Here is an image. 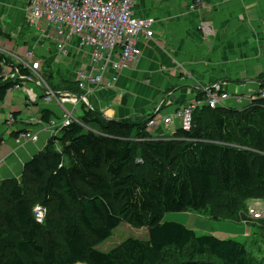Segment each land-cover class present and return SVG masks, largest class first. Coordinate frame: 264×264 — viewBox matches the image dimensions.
<instances>
[{"label":"trees","instance_id":"1","mask_svg":"<svg viewBox=\"0 0 264 264\" xmlns=\"http://www.w3.org/2000/svg\"><path fill=\"white\" fill-rule=\"evenodd\" d=\"M2 63L13 66L0 55V71ZM20 69L18 77L30 75ZM15 85L0 78V100ZM51 118L42 113L43 123ZM148 120L107 121L84 110L78 123L51 138L24 174L35 183L39 204L53 203L56 220L37 223L22 186L6 182L12 208L0 210V264H163L165 258L169 264H253L239 237L198 236L194 227L163 220L194 213L252 225V234L264 235V220L245 215L248 201L264 200V102L201 107L192 128L176 130L172 139L153 138ZM122 224L146 229L147 239L104 250Z\"/></svg>","mask_w":264,"mask_h":264},{"label":"crops","instance_id":"2","mask_svg":"<svg viewBox=\"0 0 264 264\" xmlns=\"http://www.w3.org/2000/svg\"><path fill=\"white\" fill-rule=\"evenodd\" d=\"M26 6L27 0H0V52L15 63L16 57L34 50L41 62L37 73L47 86L59 93H79L73 85L77 60L59 58L54 47L51 53L48 48H35V37L23 31ZM133 12L139 18L156 19V38L141 45L139 62L122 71L112 89L95 90L87 96L88 105L105 120L157 118L152 137L172 139L178 123L166 125L165 120L178 109L201 100L199 94L212 85L218 84L223 92L242 98V103L232 99L227 103L233 108L245 107V99L264 83V0H135ZM205 22L212 28L207 36L198 28ZM41 25V29L46 28V24ZM157 109L160 111L156 114ZM84 110L77 109L78 122ZM45 111L52 114L50 120L61 116L57 104L43 102L42 90L34 81H27L22 90L0 100V140L4 143L0 182L17 181L24 166L51 139L47 123L41 120ZM8 114L14 116V126L6 125ZM32 118L40 123L30 124ZM26 129L36 133L38 140L18 146L16 132ZM227 223H218L211 233L220 239L253 235L248 225L234 228L232 235H222L221 228Z\"/></svg>","mask_w":264,"mask_h":264},{"label":"built area","instance_id":"3","mask_svg":"<svg viewBox=\"0 0 264 264\" xmlns=\"http://www.w3.org/2000/svg\"><path fill=\"white\" fill-rule=\"evenodd\" d=\"M135 0H27L26 21L30 27L36 28L39 33L46 32L48 42L53 44L56 55L65 60L71 57L77 60L75 67L74 87L79 93L55 92L46 85L44 78L38 75L41 62L32 52H26L16 57L13 66L1 64L0 78L2 81H13L16 85L7 91V95L22 90L27 81H34L42 90L43 102L55 103L61 110L59 119H52L45 124L51 138H58L63 128L78 121L75 119L77 104L90 110L87 96L100 89H112L117 77L122 71L134 68L139 62L142 50L141 45L151 39L156 25L154 18H139L133 12ZM46 24L45 29L40 24ZM201 32L207 36L211 34L208 22L199 24ZM40 29V30H39ZM36 30V31H37ZM45 45V44H44ZM0 55L5 56L0 52ZM29 71L30 75L18 80L21 69ZM31 73L36 76H32ZM6 75H11L10 79ZM203 99L195 100L187 107L178 109L165 120L169 125L177 122L178 129L189 131L192 126V115L201 106L210 109L228 108L232 99L236 104L242 103L239 96H230L223 92L218 84L204 90ZM83 102H82V101ZM248 105L255 101L264 102V83L258 90L245 100ZM81 110V108H80ZM156 110L155 113H157ZM14 116H6V125L14 126ZM40 120L30 119V124H39ZM157 118H150L146 129L155 136ZM159 139V138H157ZM38 140L37 134L26 129L16 132L15 143L21 146L34 143ZM3 141L0 140V169L4 162L2 153ZM56 151L60 152L58 143ZM37 223L43 224L45 208L36 206L33 210ZM251 220H264V209H252L246 213Z\"/></svg>","mask_w":264,"mask_h":264},{"label":"rangeland","instance_id":"4","mask_svg":"<svg viewBox=\"0 0 264 264\" xmlns=\"http://www.w3.org/2000/svg\"><path fill=\"white\" fill-rule=\"evenodd\" d=\"M24 22H25V24H24L23 31L28 30L31 33V36L35 37L34 38L36 40L35 48L40 49V50H42L44 48H48V52L51 53L49 50H51V51L53 50V44L48 42L47 37H46V32L37 33L36 28L30 27L29 24L27 23V21H24ZM40 27L43 28L44 26L42 27V25L40 24ZM154 28H156V27H154ZM32 29H34L35 32L30 31ZM154 33H156L155 29H154ZM29 38H30L29 42L32 43V37H29ZM155 38H156V36L154 35L150 40L155 39ZM42 44H45V45H42ZM31 48H33V47L31 46ZM30 52H32V51H30ZM33 54H34V50H33ZM37 58H39V57H37ZM20 75H21V73H20ZM31 75L36 76L33 73H31ZM18 76H19V74H18ZM23 77H25V76L17 77V78H18V80L23 81ZM6 78L10 79L11 75H6ZM7 82H9V81H7ZM92 93L93 92H91V94ZM81 104H82L81 102L77 104V109H79V108H81V110L86 109V107H81ZM201 107H206V106H201ZM201 107H199L198 109H200ZM206 108H208V107H206ZM90 110H92V109H90ZM157 110H158L157 111V113H158L160 110L159 109H157ZM158 123L159 122L157 121L156 124H158ZM191 128H192V126H191ZM9 181L10 180L5 179V180H2L0 182V190H1L0 191V210L12 208L11 204L9 202H7L4 198V194L7 192V186L5 183L9 182ZM17 182L24 189L25 196L29 200L30 205L33 206V209L36 206H39L40 205L39 203L41 200L38 199L35 195V183L33 181H31L30 179H28L26 174H24V168H23V172L19 175ZM40 206H42V205H40ZM44 208H45V214H44V221L43 222H46L47 220L52 221L53 219L56 220L55 219L56 215H55L54 209H53V203H50L47 206V208L46 207H44ZM252 209L263 210L264 209V200L248 201L246 213ZM32 213H33V211H32ZM246 213H245V215H246ZM71 214L75 217L77 215V211L72 210ZM193 215H195V214L194 213L169 214V215H166L164 217L163 221L164 222L178 221L180 223H184L189 228L194 227L193 229H195V233L198 236L211 235L210 233L214 229H217L219 226L218 223H215V222L210 221V220H206V219L201 218L199 216L193 217ZM33 216H34V214H33ZM189 216H192L191 217L192 219L189 220V222H186V220L189 218ZM193 220H195V221H193ZM253 224L255 225V223H253ZM240 225L241 224H236V223H231V222L225 224L224 227L221 228L223 231L222 235H225V234L232 235V233H235L234 228H237L236 230H238L239 229L238 227ZM57 227H58V223H57ZM248 228L251 229L252 231H254V229L256 227H254L252 225H248ZM231 229H234V230L231 231ZM51 233L53 234L54 239L59 242L61 239V236H60V233H58V230L56 231V229H51ZM234 236L239 237V238H237L236 241L244 242L246 244V248H247V251L249 253V257H250L251 261L253 262V264H264V235H262L261 233H256L255 235L253 234L248 238H246V237L243 238L245 240H242L240 235H234ZM129 238L145 241L147 239V231H146V229H143V228H133V227H130L129 225L122 224L113 233V237H111V239H110L111 241L108 240L107 242L102 244V248H104V250H108V249L112 248L113 246H116L117 244H120L121 242H123ZM172 254H174L173 251L168 252V255H172ZM169 263H170V260L165 258L163 264H169Z\"/></svg>","mask_w":264,"mask_h":264}]
</instances>
